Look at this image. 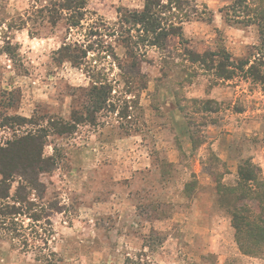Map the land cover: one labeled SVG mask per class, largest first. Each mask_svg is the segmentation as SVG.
<instances>
[{"label": "rangeland", "instance_id": "1", "mask_svg": "<svg viewBox=\"0 0 264 264\" xmlns=\"http://www.w3.org/2000/svg\"><path fill=\"white\" fill-rule=\"evenodd\" d=\"M156 1L0 0V146L55 162L9 173L0 204L33 205L0 215V264H264L232 226L264 224V189H231L249 159L264 179V82L218 57L261 44L264 0Z\"/></svg>", "mask_w": 264, "mask_h": 264}, {"label": "trees", "instance_id": "2", "mask_svg": "<svg viewBox=\"0 0 264 264\" xmlns=\"http://www.w3.org/2000/svg\"><path fill=\"white\" fill-rule=\"evenodd\" d=\"M155 1L156 0H151ZM159 5V2H157ZM151 8L148 5H145L144 9L141 11L140 15H142L143 18L149 19V20H154L153 18V13L151 12ZM142 19V18H141ZM144 20V19H143ZM152 23V21H151ZM253 52L249 53V56L258 54L260 57L259 58H264V34L261 35V44L260 45H253ZM251 54V55H250ZM205 59H208L210 61H214V55L215 53H209V54H204ZM213 55V57L211 56ZM198 54H192V61L199 60ZM248 56V57H249ZM218 57L220 58L219 60V65L221 70L223 71H228V74H226L224 77L225 79L230 77V66H235L238 70L244 71V73H247L248 76L253 78L254 80H258L261 82H264V76L261 74L259 67L256 66V64L260 65L259 63L255 64V61H253L252 65H249L248 69L245 71L244 68L247 66L249 63L248 57L245 58H240L237 59V63L234 64L232 60H230V57L228 55L219 54ZM257 60V59H256ZM223 77V78H224ZM37 135L34 136L33 133H27L25 135H22L18 137L17 139H14L12 141H8L5 146H0V175H1V180H0V198L5 200L10 198V184L9 181H12L11 177L12 175H9V173H17L18 169L19 170H25L24 167H33L37 165L38 170H43V163L47 161H51V165H55V162L53 161L52 156H43L42 155V150H43V145L41 148V144L36 143ZM38 144V145H37ZM35 153V155L33 154ZM16 160H15V159ZM11 160V161H9ZM258 181H261L262 183H259ZM29 187L35 184V181H32L31 178L28 179L27 181ZM21 186V185H20ZM26 185H22L20 188L23 189V192L26 193L27 195L30 194V191H25L26 188H28ZM242 186H244L245 189H253V187H258L264 189V179L261 176V169L259 166H257L255 163L252 161L246 160L244 161L238 169V178L236 181V186L232 187L231 189L233 191H238ZM16 200H12V203L5 202L4 204H0V215L3 216V219L6 217H10L11 225L14 224L13 226L16 225V222L14 220L15 215L21 214V211L24 207H29L30 205L32 206V200L27 198L26 196H20L18 195V192L15 193ZM236 198L238 197V194L235 195ZM13 198V197H11ZM20 204V207L16 205V203ZM241 212H245L246 215H242ZM252 211L250 209H240V208H233V213H232V226L235 229L236 232V238L238 242L240 243V234L242 233L243 230L247 232H251L253 225L256 224L255 226L258 227L261 230H264V224L260 225L262 221H260L261 217L258 216L257 220L258 221H253L255 217L252 215H247V213H251ZM8 215V216H7ZM33 220H36L39 218V215H36L35 213L31 216ZM251 220V221H250ZM4 222V221H1ZM1 224V223H0ZM13 231H16L17 229L13 227Z\"/></svg>", "mask_w": 264, "mask_h": 264}, {"label": "crops", "instance_id": "3", "mask_svg": "<svg viewBox=\"0 0 264 264\" xmlns=\"http://www.w3.org/2000/svg\"><path fill=\"white\" fill-rule=\"evenodd\" d=\"M204 196H206V193H203V194H202V198H204ZM205 201H206V200H205ZM205 201H204V202H205ZM205 203H206V202H205ZM196 209H197V208H196Z\"/></svg>", "mask_w": 264, "mask_h": 264}]
</instances>
